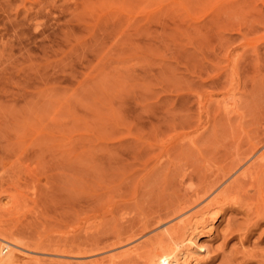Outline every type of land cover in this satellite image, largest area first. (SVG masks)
Listing matches in <instances>:
<instances>
[{
    "label": "rangeland",
    "instance_id": "374dc122",
    "mask_svg": "<svg viewBox=\"0 0 264 264\" xmlns=\"http://www.w3.org/2000/svg\"><path fill=\"white\" fill-rule=\"evenodd\" d=\"M154 1L140 6L158 11L159 21L141 20L132 7L120 22L100 12L79 22L68 0H0V48L12 44L17 66L0 86V150L18 158L14 166L27 159L36 178L23 185L24 164L0 170V178L15 170L23 179L7 194L22 200L18 209L9 208L11 196L2 200L11 213L0 212V230L14 227L0 233L49 249L74 238L110 246L117 235L143 243L178 221L174 213L189 210L197 195L219 191L254 150L264 151V0ZM25 53L28 75L18 65ZM257 165L255 178L227 195L213 235L200 237L208 252L199 264H264V193L257 191L264 164ZM47 251L31 264L80 263ZM88 255L81 263L103 257Z\"/></svg>",
    "mask_w": 264,
    "mask_h": 264
},
{
    "label": "bare ground",
    "instance_id": "6f19581e",
    "mask_svg": "<svg viewBox=\"0 0 264 264\" xmlns=\"http://www.w3.org/2000/svg\"><path fill=\"white\" fill-rule=\"evenodd\" d=\"M23 1H26V0H23ZM69 2L73 3V7H72V10H69L70 11V14L75 16L77 18V20L80 22V21H85L87 19H85V14L88 13H106L107 15L111 14L112 17H117V20H119V22L121 20H125L124 17H123V12H127L129 10V8H132V7H137V10L136 11L137 13L136 14H143L141 18V20L145 19V18H148L149 17V20H151L150 18H154L155 20H160V13L158 11H146L147 7H148V4H153V2H155L154 0H68ZM35 2L40 5L42 3V0H35ZM146 2V6L143 7V6H140L141 4H145ZM46 3V2H45ZM148 3V4H147ZM156 3V2H155ZM139 5V6H136V5ZM45 5V4H44ZM41 6V5H40ZM43 6V5H42ZM45 7V6H44ZM158 8V7H157ZM164 8V7H163ZM45 9V8H44ZM127 10V11H126ZM160 10V12H162V9H158ZM76 12H78L77 14H75ZM124 12V13H125ZM94 13V14H95ZM84 15V17H83ZM160 15V16H159ZM91 16V15H89ZM110 16V17H111ZM170 16V15H169ZM27 18L29 17L28 15L26 16ZM96 19L95 21H93L94 23L93 24H97L99 22V19L97 18H93V20ZM133 19V20H132ZM132 19L128 18L126 19V21H134L136 18L133 16ZM116 20V21H117ZM138 20V18L136 19ZM148 20V19H147ZM114 24V22L112 23ZM171 24V23H170ZM169 24V25H170ZM83 26H86V24H82ZM89 25V24H88ZM116 25V24H115ZM168 25V24H167ZM87 27V26H86ZM116 29V27H115ZM114 29V30H115ZM112 30V29H111ZM116 31V30H115ZM65 37L67 38V36L65 35ZM3 47L0 48V86L2 84V82H10L11 83V80L13 81V71L14 69H16V64L14 63L13 61V52H12V49H11V45L10 43L8 42H4L2 43ZM26 51V50H25ZM29 54V52H27ZM27 53L26 54V57H25V60H22L23 62L21 64H18L19 67L21 65V68L19 70H23L22 72L26 75H28L29 73V68L30 65L32 63H30L29 61V56ZM24 59V58H23ZM9 66V67H8ZM17 70V69H16ZM6 71H9L6 73ZM23 74V75H24ZM5 76V78H4ZM27 77V76H26ZM6 80V81H5ZM16 80V78L14 79ZM26 82H27V79H25ZM29 81V80H28ZM6 84V83H5ZM8 84V83H7ZM14 84V82H13ZM20 84V83H19ZM24 84V83H23ZM22 84V85H23ZM26 84V83H25ZM10 87H8V85H6L9 89H8V93L7 91H5V93L7 94H10V95H14V94H11L13 91H11L12 89V85L9 84ZM3 88H0V91L3 89V90H6V87L4 88V85L2 86ZM29 87V86H28ZM23 88H27L26 85L23 87ZM19 89V88H17ZM28 89V88H27ZM2 90V91H3ZM11 91V93H9ZM4 93V92H3ZM3 94L4 96L6 94ZM29 93V92H26L25 91V95ZM1 94V93H0ZM24 95V96H25ZM30 95V94H29ZM8 97V96H7ZM6 97V98H7ZM26 97H29L28 95L25 96ZM213 98V97H212ZM233 100V99H232ZM10 101V100H9ZM224 101V100H223ZM4 103V102H3ZM1 103V105L3 104ZM219 103V102H218ZM226 103V102H225ZM225 103H222L221 101V105L219 103V106H221L222 108H219V109H222L224 112L226 110H228L229 107L228 104L226 105ZM4 105V104H3ZM7 106V105H5ZM218 106V105H217ZM218 106V107H219ZM1 107V106H0ZM226 109V110H225ZM233 109V108H232ZM231 108L228 110V113L231 112ZM221 113V112H220ZM235 113V112H234ZM229 114H232V113H229ZM228 114V115H229ZM228 117V116H227ZM182 138V137H181ZM192 144V143H191ZM258 151V152H257ZM8 152V151H7ZM260 151L259 150H254L252 152V154L250 155V157L247 159V162H245L247 165L244 167V168H240L239 169V173H238V170L235 172V173H232V176L233 179L230 181L227 180V179H224V186L219 190L217 191L214 190V191H211L209 192L210 190L207 189L206 192H204V194L202 196H198L197 194V198L195 200H193V202L191 203L189 210L187 209V211H183V209H178L179 211L176 213H174L175 215L177 214V218L175 220H178L176 221L174 224L172 223L171 226H168V227H164L160 233L155 236L154 238L152 237V239L149 237H146L147 239H144V240H147V241H144L143 243H139V244H128L127 242L129 240H126V246L124 245V247H122V242L124 241V244H125V240L123 241H120L121 240V236L120 235H117L115 239V242L110 246H103L101 244V242L99 240H92L91 242V238L89 239L90 243L87 244L88 242H86V244L83 242L84 240H87L88 238V235H86V238H84V240H79L78 239L76 240L75 238L73 240H65V243H62V245H59L57 244L54 249H52V247H50L51 249H49L48 246H51V245H44V243H41V242H37V241H34L35 239H32L30 241H26L25 243H20V240H18L19 242L15 241L17 238L16 237H13V238H16L13 240V238L10 239V236L9 238L7 236L4 235V233H0V264H19V260L21 258H24L25 260H28L27 263H29L30 261L32 263H34V261H37V262H40L39 261V256H43L47 250H50V252L52 251V254H51V257L54 258V259H58V260H61V259H68V258H76V261H80V263L78 262L77 264H199L203 257H206L205 255H207V250L208 248H205L201 242H200V237L203 235V234H206V237H210L211 234H212V229H215L213 228L214 227V224H215V221L216 220H219L218 217H220V213H221V210L223 208L224 205H226V197H229L227 195H231L230 193L232 192L233 193V190L236 188V187H239V183H241L242 181L246 180V179H253L255 178L254 176V173L255 171H253V168H254V165H257V164H264V151H261L260 154H258ZM22 153V152H21ZM11 153H7L6 154V151L4 150H0V170L2 171L3 168H5V166H7V164H9V166L11 168H15L17 165H21V164H24L23 166H18L20 169H22V167H24V171L22 173L25 172V175L26 176V180H25V176H24V181L25 183H23V185L27 184V180H30L29 178H32V174L30 173V171L28 170L29 167H28V160L27 159H24V161L22 162L21 159L20 161L22 162L21 164H17L16 166H14L15 163H17L18 161V158L17 159H14L16 158L11 156L10 155ZM25 157V153H23ZM20 155V154H19ZM27 156V155H26ZM248 157V156H247ZM14 160H13V159ZM27 158V157H25ZM245 158V157H244ZM30 159V158H28ZM26 161H27V164H26ZM239 162V161H238ZM14 166V167H12ZM258 166V165H257ZM255 166V167H257ZM240 167V166H239ZM11 168H10V171H11ZM17 168V167H16ZM261 168V167H260ZM6 169V168H5ZM9 169V168H8ZM18 169V168H17ZM19 170V169H18ZM260 170V169H259ZM5 170H3V173H4ZM8 171V170H7ZM5 171V172H7ZM15 170H12L11 174L10 172L8 171V175L7 176V173L5 174V176H7V179L6 177H4L2 175V177H4L5 179L3 178H0V212H3L5 211L4 208L6 210H9L8 208L4 207V205H6L7 203L3 204L2 203V200L5 199V198H8L11 196V203L8 204V206L10 205L9 208H11L12 210V207L11 206H15L19 201L17 200H20L19 198L16 200L14 197H12L13 195L10 194V196H7L8 193H10V189L11 188H14L22 183L23 179L21 178V175L20 177L18 176L19 175V172H18V175L17 173H13ZM20 171V170H19ZM17 172V171H16ZM35 172V171H34ZM21 173V172H20ZM21 173V174H22ZM30 173V175H29ZM43 173V172H42ZM260 173V172H259ZM16 174V175H15ZM224 174V173H223ZM256 174V173H255ZM261 174V173H260ZM0 175H1V172H0ZM28 176V177H27ZM31 176V177H30ZM38 176V175H37ZM36 176V177H37ZM44 176V175H43ZM258 177V176H257ZM35 177H33V180H34ZM221 178V177H220ZM229 178H231L229 176ZM259 178V177H258ZM257 178V179H258ZM20 179H22L20 181ZM36 179V178H35ZM45 180V179H44ZM219 180V179H218ZM260 180V179H258ZM18 181H20V183L18 184ZM32 181V180H30ZM221 181V180H220ZM262 181V179H261ZM36 182V181H35ZM34 182V184H35ZM248 182V181H247ZM264 182V181H262ZM40 183V182H39ZM44 183V182H43ZM216 183V182H215ZM254 183V182H253ZM261 183V182H260ZM18 184V185H17ZM30 184V183H29ZM264 184V183H262ZM262 184H259L258 186V183H257V191H258V188H259V193L262 194L264 193V189H261L262 187ZM17 185V186H16ZM33 185V184H32ZM36 185L38 186V184L36 183ZM35 185V187H36ZM221 185V184H220ZM248 185V184H247ZM252 185V184H251ZM34 186V185H33ZM32 186V187H33ZM20 187V185L18 186ZM252 187V186H251ZM31 188V187H30ZM39 188V187H38ZM219 188V187H217ZM248 188V187H247ZM255 188V187H254ZM264 188V187H262ZM18 190L20 188H17ZM23 189V188H21ZM28 189V187H27ZM33 189V188H32ZM37 189V188H36ZM239 189V188H238ZM242 189V188H240ZM245 189V188H244ZM253 189V188H252ZM29 190V189H28ZM255 190V189H254ZM14 191V190H13ZM40 191V190H39ZM38 191V192H39ZM235 191V190H234ZM242 191V190H240ZM245 191V190H243ZM15 192V191H14ZM25 192V191H24ZM28 192V191H27ZM37 192V194H38ZM257 192V193H258ZM18 193V192H17ZM36 193V191L34 192ZM16 194V193H15ZM33 195V193H31ZM45 194V193H44ZM235 194V193H233ZM244 194V193H242ZM36 195V194H35ZM39 195V194H38ZM43 195V194H42ZM46 195V194H45ZM236 195V194H235ZM258 195V194H257ZM264 195V194H262ZM37 196V195H36ZM36 196H34L36 198ZM237 196V195H236ZM248 196V195H247ZM19 197V196H18ZM235 197V196H234ZM243 197V196H242ZM17 198V197H16ZM25 197L23 196V199ZM34 198V199H35ZM39 199L41 197H38ZM73 198V196H72ZM71 198V200H72ZM233 198V197H231ZM239 198V197H238ZM251 198V197H250ZM33 199V200H34ZM37 199V198H36ZM35 199V200H36ZM44 199L45 196H44ZM50 199V198H49ZM70 199V198H69ZM228 199V198H227ZM262 199V198H261ZM9 199H7L8 201ZM38 200V199H37ZM43 200V198H42ZM40 200V201H42ZM71 200H68L69 202H71ZM232 200V199H231ZM237 200V199H236ZM10 201V200H9ZM22 201V200H20ZM25 201V200H24ZM48 201V199H47ZM73 201V200H72ZM242 201V200H241ZM260 201V200H259ZM39 202V201H37ZM68 202V203H69ZM235 202V200H234ZM43 203V201H42ZM226 203V204H225ZM238 203V202H237ZM20 204V203H19ZM24 204V203H22ZM35 204V203H34ZM65 204V202H64ZM71 204V203H69ZM67 204V206L69 205ZM73 204V203H72ZM260 204V203H259ZM18 205V204H17ZM16 205V206H17ZM36 205V204H35ZM47 205V203H46ZM66 205V204H65ZM238 205V204H237ZM15 206V207H16ZM23 206V205H22ZM65 206V207H67ZM64 207V206H63ZM69 207H72V205H70ZM240 207V206H239ZM17 208V207H16ZM15 208V210H16ZM45 208V206H44ZM80 208V207H79ZM257 208V207H256ZM1 209H3L1 211ZM18 209V208H17ZM73 209V208H71ZM76 209V208H75ZM11 210L10 211H7L8 213L10 212L11 213ZM20 210V209H19ZM65 209H63L64 211ZM68 210V209H67ZM65 210L66 212H69ZM175 210V209H174ZM64 211V212H65ZM71 211V210H70ZM79 212V210H76V212ZM173 211V210H172ZM176 211V210H175ZM5 211V213H7ZM97 212V211H96ZM3 214V215H6V214ZM7 213V214H8ZM12 213H15V211H13ZM68 214V213H67ZM73 214V212H72ZM166 214V213H165ZM10 215V214H9ZM44 215V214H43ZM174 215V216H175ZM7 216V215H6ZM12 215H10V218H11ZM15 216V215H14ZM68 216V215H67ZM69 217V216H68ZM90 217V216H88ZM167 218V217H166ZM2 219V218H1ZM4 219V217H3ZM87 219V218H86ZM156 219V218H155ZM164 219V218H162ZM66 220V219H65ZM70 220V219H69ZM88 220V219H87ZM128 220V219H127ZM158 220V219H157ZM3 221V220H2ZM1 221V222H2ZM10 221V220H9ZM86 221V220H85ZM150 221V220H149ZM163 221V220H162ZM161 221V222H162ZM5 222V221H4ZM7 222V220H6ZM5 222V223H6ZM119 222V221H118ZM160 222V221H159ZM217 222V221H216ZM9 223V222H8ZM14 223V222H13ZM12 223V224H13ZM89 222H87L88 224ZM150 223V222H149ZM12 224H9V225H12ZM16 225V223H14ZM76 224V223H75ZM90 224V223H89ZM121 224V223H120ZM4 225V224H3ZM8 225V224H7ZM93 225V224H92ZM145 225V224H144ZM154 225V224H153ZM156 225V224H155ZM27 226V225H26ZM89 226V225H88ZM147 226V225H146ZM158 226V225H157ZM218 226V225H217ZM9 227V226H8ZM11 227H14L13 225ZM11 227L9 230H11ZM90 227V226H89ZM133 227V226H132ZM148 227V226H147ZM3 227L1 226V229ZM5 228V227H4ZM3 228V229H4ZM16 228V227H15ZM24 228V227H23ZM30 228V227H29ZM85 228V227H84ZM93 228V226L91 227V229ZM118 228V227H117ZM123 228V227H122ZM2 229V231H3ZM8 228H5V231H7L8 233H10L9 230H6ZM13 229V228H12ZM17 229V228H16ZM82 229V228H81ZM145 229V228H144ZM14 230V229H13ZM124 230V229H123ZM147 230V228L145 229V231ZM205 230V231H204ZM0 230V232H2ZM19 231V230H18ZM113 231V230H112ZM121 231V230H119ZM143 230H141L142 232ZM24 232V231H23ZM77 232V231H76ZM83 232V231H82ZM96 232V230H95ZM115 232V231H114ZM117 232V231H116ZM214 232V231H213ZM14 233V232H12ZM25 233V232H24ZM78 233V232H77ZM76 233V234H77ZM7 234V233H6ZM21 234V233H19ZM80 234V233H79ZM86 234V233H85ZM91 234V233H90ZM119 234V233H118ZM122 234V233H121ZM155 234V233H154ZM153 234V235H154ZM16 235V234H15ZM67 235V234H66ZM69 235V234H68ZM92 235V234H91ZM113 235V234H112ZM124 235V234H123ZM122 235V236H123ZM141 235V234H140ZM213 235V234H212ZM18 236V234H17ZM27 236V235H26ZM73 236V235H72ZM94 236V235H93ZM96 236V235H95ZM143 236V235H142ZM78 237V236H77ZM80 237V236H79ZM132 237V236H131ZM135 237V236H134ZM24 238V237H23ZM29 238V237H27ZM32 238V236H31ZM69 238V237H68ZM129 238V237H127ZM136 238V237H135ZM139 238V237H138ZM150 238V241L148 240ZM20 239V238H19ZM22 239V238H21ZM59 239V238H58ZM67 239V238H65ZM72 239V238H71ZM106 239V238H105ZM130 239V238H129ZM132 239V238H131ZM130 239V241H131ZM28 240V239H27ZM60 240V239H59ZM58 240V241H59ZM142 240V239H141ZM22 241V240H21ZM24 241V240H23ZM62 241V239L60 240ZM83 243H82V242ZM102 241V239H101ZM149 241V242H148ZM131 243V242H130ZM133 243V242H132ZM47 244V243H45ZM52 244V243H51ZM61 244V243H60ZM106 244V243H104ZM121 245V250L119 252H111L109 254H106L104 250H106L107 248H110V247H115V246H120ZM116 248V247H115ZM46 250V251H45ZM108 250V249H107ZM113 250V249H112ZM116 251V250H115ZM48 252V251H47ZM88 254H92L90 256L92 257H95V256H102L103 257H100V259L98 260H92V261H89V262H84V263H81L82 260H86L88 261L89 258V255ZM106 254V255H105ZM97 258V257H95ZM43 260V259H42ZM41 260V261H42ZM72 259H70L71 261ZM204 260V259H203ZM57 261V260H55ZM64 261V260H63ZM31 262L29 264H31ZM50 262H52L50 260ZM66 262V261H65ZM203 262V261H202ZM43 264L45 263L44 261L42 262ZM59 263H63V262H59ZM69 263V262H67ZM22 264V262H21ZM39 264V263H38ZM47 264V263H46ZM51 264V263H49ZM66 264V263H65ZM73 264H76V263H73Z\"/></svg>",
    "mask_w": 264,
    "mask_h": 264
}]
</instances>
